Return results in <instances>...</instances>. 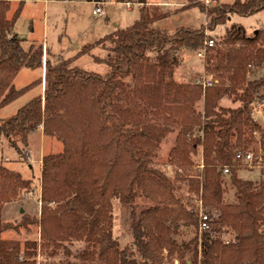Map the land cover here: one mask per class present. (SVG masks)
<instances>
[{"label":"trees","instance_id":"1","mask_svg":"<svg viewBox=\"0 0 264 264\" xmlns=\"http://www.w3.org/2000/svg\"><path fill=\"white\" fill-rule=\"evenodd\" d=\"M25 2L20 0L12 10L11 1L0 0V108L32 85L16 88L14 81L23 68H45V89L14 115L0 119V137L24 161L29 135L40 126L46 136L61 141L63 148L43 157L40 216L23 215L19 223L4 221L3 209L22 193L35 190V184L0 164V264H39L38 254L52 257L54 250L73 242L86 243L83 257L90 260L88 264H164L173 258L180 264H264L260 232L264 185L257 188L255 181L242 179L241 161L236 159L238 153L249 151L241 147L255 134L264 139V128L253 116L255 103H264V75L248 79L253 68L264 63V27L251 33L241 24L227 28L223 43L241 47L229 76L230 88L224 93L229 91L239 105L206 108L199 137L193 128L202 122L195 117L194 107L203 87L174 79L179 51H204L209 66L224 54L206 45L211 39L208 32L233 15L264 10V0H235L211 7L189 0L206 15L207 26L173 31L158 25L166 19L162 7L149 5L148 0H116L139 4L140 17L132 26L98 40L109 44L103 46L105 56H93L96 63L108 67L105 74L76 66L71 58L55 60L50 51L45 55L43 46L31 45L26 50L15 34ZM90 47L80 53H89ZM182 110L187 111L184 122ZM166 125L182 127L169 152L170 164L177 167L173 176L153 165L171 131ZM198 147L203 149L202 175L179 171ZM225 168L236 203L224 202ZM139 199L146 202L141 209ZM195 199L204 203V211L194 210ZM116 200L130 209L132 247L121 248L114 233ZM202 212L208 215L210 228L201 238L197 234L179 242L181 227L199 229ZM29 225L39 226L40 243L27 241L22 247L18 240L3 238L6 231L18 232ZM229 229L235 232L234 238L224 240L222 234Z\"/></svg>","mask_w":264,"mask_h":264},{"label":"rangeland","instance_id":"2","mask_svg":"<svg viewBox=\"0 0 264 264\" xmlns=\"http://www.w3.org/2000/svg\"><path fill=\"white\" fill-rule=\"evenodd\" d=\"M13 1V0H12ZM158 2H169L170 5L160 6L166 13V19L159 22V26L169 30H176L179 27L199 28L203 24L207 26L208 19L199 7L190 4L189 0H151ZM207 7L219 4H232L235 0H208L201 1ZM17 2H11L12 10L17 6ZM97 6L104 11V16L96 14ZM140 17V5L132 3V7H128L124 3H117L116 0H105L102 3H92L85 0H36L34 2L27 1L23 6L21 15L15 26V34L23 41L22 44L26 50H29L31 45L43 46L46 55V47L48 46L54 59L59 56L64 59H73V64L87 71L105 74L108 67L105 64H98L94 61L93 56H105L106 50L103 46H108V43H98V40L112 33L117 29H126L132 26ZM234 24H241L248 33L255 32L260 27H264V10L249 16L233 15L230 20L224 24L217 26L208 34L215 40L213 47L220 48L223 56L215 57L211 60L209 66L204 51L192 50L184 48L179 51L176 56L179 60V65L175 70L174 79L177 83L199 85L206 78L211 77L215 83L210 88H202V98L195 102V117L201 122V126L193 128L194 136L199 137L203 124L206 121L208 109L219 107H237L239 102H235L234 96L227 91L230 88L229 76L234 72L235 59L237 51L241 45L227 46L223 43V36L227 28ZM117 25V26H115ZM85 46H91L89 53L81 54V50ZM92 48V49H91ZM199 52L202 56H199ZM80 53V54H79ZM212 54H216L215 51ZM254 73L248 75V79L260 78L264 75V63L261 66L254 67ZM45 68H23L15 81L16 88H23L32 84L29 89L13 100L8 105L4 106L0 111V119H4L14 115L18 109L28 102L33 97L42 92L40 77ZM34 82H36L34 84ZM199 87V86H198ZM218 90H222L218 93ZM216 103V105H213ZM264 103H255L253 107V116L264 128ZM209 106V107H208ZM208 108V109H206ZM181 122L186 119L187 111L182 110ZM163 120L159 119L161 124ZM157 122V121H156ZM171 129L166 134V137L160 144L153 165L162 172L173 176L177 170L175 165L169 162V152L174 146V142L182 127L180 125H166ZM47 138L44 141L43 137L38 132L31 133L30 136V158L20 160L17 150L12 147L6 138L0 141V164L22 173L24 178L33 180L35 190L30 193H22L19 197L21 206L24 208V213L21 215L15 209V205L8 206L4 213V221L19 223L23 215L39 217L40 208L42 207L41 195L38 196V182L40 177L39 159L43 154H50L54 151L59 152L63 148L61 141ZM57 146V147H56ZM56 147L57 149H55ZM243 151L253 150L255 156H261L260 163H254L249 166L243 162L240 164L239 176L244 180H252L256 182V187L260 188L264 185V139L261 140L259 134H255L250 142H245L241 147ZM55 153V152H54ZM29 159V160H28ZM43 160V159H42ZM30 161V162H29ZM203 165V149L198 147L196 153L191 155L190 163L181 167L185 174L193 176L202 175ZM224 181V202L236 203L235 188L231 184L228 173H222ZM29 195V196H26ZM29 198V200H25ZM26 201V203H25ZM24 202V203H23ZM146 202L143 199L138 200V208L141 209ZM14 206V209H13ZM194 210L204 211V203L201 200L193 201ZM12 208V209H11ZM13 211L11 216L10 212ZM264 212V209H263ZM41 214V213H40ZM115 228L114 233L118 237L121 248L125 246L132 247V230L130 209L125 204L116 200L114 202ZM25 229L8 230L3 234V238L10 240H18L22 247L27 241L37 240L41 242L40 228L37 225H29ZM225 231V230H224ZM261 238L264 240V225L261 227ZM201 238L202 232L199 229L192 227H181L179 235L176 237L179 242L189 241L196 235ZM235 232L233 230L224 232L222 237L224 240H232ZM86 243L73 242L65 243L62 248L54 250V256L46 257L43 254H38L37 261L39 264L50 262H60L63 264H83L90 262L89 259L83 257L86 250ZM40 253V251H39ZM164 264H180L178 260L166 259Z\"/></svg>","mask_w":264,"mask_h":264},{"label":"built area","instance_id":"3","mask_svg":"<svg viewBox=\"0 0 264 264\" xmlns=\"http://www.w3.org/2000/svg\"><path fill=\"white\" fill-rule=\"evenodd\" d=\"M205 1H208V0H205ZM124 4H126L129 7L132 5V3H130V2H127V3H124ZM96 14L99 15V16H104V11L102 10L101 7L97 6ZM214 43H215V40L212 39V38L208 39L206 41V45L207 46H213ZM198 54H199V56H202L201 52H199ZM45 60L46 59L44 58V62H45ZM214 83H215V81L211 77H209V78H206L205 80H203L202 82H200V85H202V87L205 89L207 87L213 86ZM236 159L238 161H241V162L249 165V166H252L256 162L260 163L261 160H262L261 156H255V154H254V152L252 150H249L246 153H238ZM202 167H203V165H202ZM223 172L224 173H229L228 168H225V170ZM200 217H201V221H200L199 228H200V231L203 232V231H206V230H208L210 228L209 218H208V215L204 214L203 212L200 214Z\"/></svg>","mask_w":264,"mask_h":264},{"label":"crops","instance_id":"4","mask_svg":"<svg viewBox=\"0 0 264 264\" xmlns=\"http://www.w3.org/2000/svg\"><path fill=\"white\" fill-rule=\"evenodd\" d=\"M9 1H11V2H19L20 0H9ZM27 1H31V2H34V1H36V0H26V2ZM42 1V0H41ZM43 1H46V0H43ZM93 3V2H92ZM148 4L149 5H158V6H167V5H170L171 3H169V2H158V1H151V0H148ZM129 7V6H128ZM130 7H132V5L130 6ZM129 7V8H130ZM115 26H117V25H115ZM49 49V47L47 46L46 47V50H48ZM19 75V74H18ZM44 77H45V72H42V76L40 77V83H41V85H42V92L40 93V94H43V92H44V89H45V79H44ZM16 79H17V77H16ZM16 79H15V81H16ZM15 81H14V84H15ZM27 103V102H26ZM262 106H264V104H262ZM3 108V107H2ZM2 108H0V111H1V109ZM1 118V117H0ZM34 132H38L40 135H41V137H43V139H44V141H46V139L47 138H50V137H48V136H46L45 134H44V132H43V126H40L38 129H36ZM34 132H32V133H34ZM30 136H31V134L29 135V140H30ZM4 137H0V141L3 139ZM53 139H55V138H53ZM55 140H57V139H55ZM57 141H59V140H57ZM57 147V146H56ZM56 147H54L55 149H57ZM30 142H29V152H28V158H30V156H31V153H30ZM54 152H56V151H54ZM53 152V153H54ZM46 154H43L42 155V157L39 159V164H40V177H41V173H42V159H43V157L45 156ZM29 160V159H28ZM30 162V161H29ZM40 177H39V179H40ZM29 179V178H28ZM38 182H39V180H38ZM40 195H41V189H40V186H39V188H38V196H39V198H40ZM26 196H29V195H27L26 194ZM29 200V198H25V200ZM24 203V202H23ZM25 203H26V201H25ZM21 204H22V202H20V200L18 199L17 201H15V202H12V203H9V204H6L5 205V207H4V209H3V213H2V216H3V219H4V213H5V210L7 209V207L8 206H11V205H15V209H16V211H18L21 215L24 213V208H23V206H21ZM40 205H41V201H40ZM12 209V208H11ZM13 209H14V206H13ZM13 211H15V210H11V212H10V214H11V216H14L15 214H12L13 213ZM40 213H41V208H40ZM40 213H39V216H40ZM38 216V215H37Z\"/></svg>","mask_w":264,"mask_h":264}]
</instances>
